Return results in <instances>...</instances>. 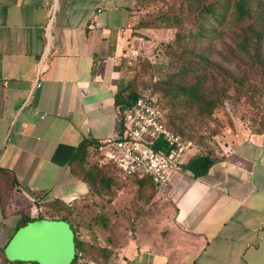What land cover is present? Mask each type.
<instances>
[{
  "label": "crops",
  "instance_id": "0c3cea01",
  "mask_svg": "<svg viewBox=\"0 0 264 264\" xmlns=\"http://www.w3.org/2000/svg\"><path fill=\"white\" fill-rule=\"evenodd\" d=\"M135 3L0 0L1 262L73 260L70 220L33 213L28 198L76 202L87 193L68 162L82 139L118 134L116 79ZM218 153L202 176L175 171L165 209L127 239L121 264H264V130L230 131ZM50 226L63 227L57 246L41 236Z\"/></svg>",
  "mask_w": 264,
  "mask_h": 264
},
{
  "label": "rangeland",
  "instance_id": "374dc122",
  "mask_svg": "<svg viewBox=\"0 0 264 264\" xmlns=\"http://www.w3.org/2000/svg\"><path fill=\"white\" fill-rule=\"evenodd\" d=\"M187 7L185 0H149L138 8V18L163 10L181 13ZM252 7V12L239 24L231 10L224 22L210 21L204 24V35H191L197 24H189L190 21L178 28L135 30L137 34H134L131 50L121 63L122 76L134 78L140 91L149 90L159 94L167 112L181 117L175 119V126L185 139L194 144L192 154L219 151L225 135L238 128L253 131L264 129L262 66L258 60L239 52L236 45L237 35L245 29L246 24L257 27L264 25V0H252ZM177 30L183 32L181 42H174ZM182 45L202 52L210 64L181 54L179 48ZM250 50L253 52L252 48ZM260 52L264 59V44ZM184 65L189 66L188 70L179 74L177 70ZM195 68H200L202 74L207 76L206 89L217 102L210 114L202 113L195 104L184 99H179L172 106L165 101L160 89L161 79L182 83L193 81L196 78ZM88 156L87 164H105L100 159L99 150L91 151ZM102 168V180L93 185L96 192L76 201L70 210L80 240L78 259L74 264H121L120 250L127 239L140 232L145 225L152 224L145 218L158 219L167 204L168 199L157 188L147 186L145 191L137 192L132 178L124 177L112 166ZM39 198L25 199L33 206V213L47 212L38 208ZM27 214H30L29 211ZM51 224L57 225V222ZM62 225L71 228L68 222L64 221ZM41 234L46 240H54L57 246L63 227L50 226L44 228ZM51 248L58 250L53 245ZM0 264L4 263L0 261Z\"/></svg>",
  "mask_w": 264,
  "mask_h": 264
},
{
  "label": "trees",
  "instance_id": "16d2710c",
  "mask_svg": "<svg viewBox=\"0 0 264 264\" xmlns=\"http://www.w3.org/2000/svg\"><path fill=\"white\" fill-rule=\"evenodd\" d=\"M149 0H136L134 7V23L132 27L134 30L133 34H137L135 30L141 31L142 28H151V27H165V28H178L184 25L185 22L190 21L189 24H197V28L192 32L191 35H204L206 29L204 24L209 23L210 21H216L222 23L226 20V17L231 10L234 13V19L237 23H241L253 10L252 0H185L187 2V8L184 9V12H177L173 10H163L155 14H147L143 18H138V8L145 5ZM137 18V19H136ZM183 32L177 30L174 36V42H181ZM238 39L236 40V45L243 55H248L255 60H258L262 66V71L264 73V59L260 52L264 44V25L254 26L251 23L246 24L245 29L238 33ZM253 49L251 52L250 49ZM179 52L183 55L196 57L198 60H201L205 63L210 64L206 56L200 52L188 48L187 46L182 45L179 48ZM124 57L121 58L119 63V68L121 63H123ZM128 62V60L126 61ZM189 66H181L177 72L182 74L188 70ZM194 72L196 73V78L193 81L188 83L182 82H172L168 79H161L160 89L162 94L165 97V101L170 102L173 106L179 99H184L187 102L195 104V106L204 114H210L216 106V100L210 95L209 90L206 89L205 82L207 76L202 74L200 68H195ZM234 80H238L234 77ZM239 81V80H238ZM117 89L114 95V102L117 106L118 120L123 114V110L131 104V102L142 92H155L149 90L140 91L138 85L134 78H126L124 76H119L116 79ZM160 100V106L162 108V121L164 124L183 137L180 130L175 126V119L181 117L177 114H171L167 112L164 107V102L161 99V96L157 94ZM120 123V122H119ZM177 128V129H176ZM264 130V129H261ZM260 131V130H256ZM185 138V137H183ZM97 141L92 139L84 138L82 139L73 155L69 160V167L75 174L79 175L83 180L88 184V191L85 196L81 197L82 200L90 197L96 191L93 188V185H96V182H100L103 178L104 169L102 167L112 166L116 168L120 174L126 178H132L135 185H137V192L145 191L147 186H151L156 189L155 182L149 176L137 177L135 175H124L121 169L113 162H107L103 165H93L92 163L87 164L88 154H90V146L96 145L99 146ZM158 145H155V148H158ZM219 150V149H218ZM219 151L208 150V151H199L195 152L188 157L185 161L181 162L178 166V169L184 172L186 175L196 178L207 173L210 166L218 159ZM87 164V166H86ZM39 209H45L47 212L42 213L38 212V215H49V216H60L62 218L70 220L75 230V243H76V252L73 260L68 264H74L78 259V251L80 247V240L76 234V229L72 219L70 217V210L73 207L75 202L64 201L59 197L52 199L41 200L39 198L37 202ZM25 218H30L27 214ZM82 247V246H81ZM3 262V261H2ZM4 264H26L24 260H14L3 262ZM35 264V263H30Z\"/></svg>",
  "mask_w": 264,
  "mask_h": 264
},
{
  "label": "built area",
  "instance_id": "2783aa9c",
  "mask_svg": "<svg viewBox=\"0 0 264 264\" xmlns=\"http://www.w3.org/2000/svg\"><path fill=\"white\" fill-rule=\"evenodd\" d=\"M119 122L118 134L98 146L101 161L115 163L124 175L149 176L162 191L194 144L164 124L154 93L138 95L123 110Z\"/></svg>",
  "mask_w": 264,
  "mask_h": 264
},
{
  "label": "water",
  "instance_id": "95a60500",
  "mask_svg": "<svg viewBox=\"0 0 264 264\" xmlns=\"http://www.w3.org/2000/svg\"><path fill=\"white\" fill-rule=\"evenodd\" d=\"M167 153V152H166ZM133 230V228H131Z\"/></svg>",
  "mask_w": 264,
  "mask_h": 264
}]
</instances>
